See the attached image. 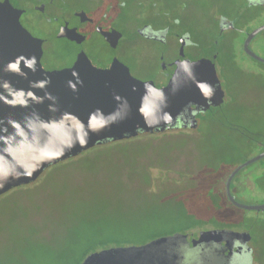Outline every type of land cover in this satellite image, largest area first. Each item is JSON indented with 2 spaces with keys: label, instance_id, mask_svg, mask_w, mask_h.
<instances>
[{
  "label": "rangeland",
  "instance_id": "rangeland-1",
  "mask_svg": "<svg viewBox=\"0 0 264 264\" xmlns=\"http://www.w3.org/2000/svg\"><path fill=\"white\" fill-rule=\"evenodd\" d=\"M69 1L72 6H86L85 0ZM133 2L125 7L129 12L126 20L150 19L146 13L149 7L139 0ZM11 3L22 6L19 0ZM94 3L91 0L90 6ZM209 4L191 3L187 7L189 18H200L199 25L204 26L214 11ZM134 8L139 9L137 15ZM37 19L31 14L28 28L37 35L47 34L48 26ZM118 22L124 33L116 51L119 59L130 66L134 77L158 75L165 68L158 61L163 46L140 39L125 22ZM263 23L264 15L257 16L250 29ZM244 36H237L232 52L224 55L233 60L224 68L228 77L219 75L228 95L215 130L143 133L120 143L99 145L70 163L50 166L26 188L1 195L0 264H78L85 250L103 249L97 243L110 236L119 238V245L124 241L139 244L215 226L245 229L256 242L258 237L264 238V210L235 207L225 199L224 190L229 173L264 150V63L245 53L241 44ZM56 42L44 49L41 64L46 69L70 61L66 55L69 48L61 43L57 47ZM92 43L85 48L92 61H106L109 50L96 37ZM172 49L168 58H173ZM249 49L264 59V30L254 37ZM193 55L198 52L187 53L188 57ZM263 166L264 158L233 177L230 191L239 203L264 204ZM213 190L219 192L217 205L209 195ZM188 212L194 216L187 217ZM194 218L206 224L184 229ZM246 259L238 264H245Z\"/></svg>",
  "mask_w": 264,
  "mask_h": 264
},
{
  "label": "water",
  "instance_id": "water-1",
  "mask_svg": "<svg viewBox=\"0 0 264 264\" xmlns=\"http://www.w3.org/2000/svg\"><path fill=\"white\" fill-rule=\"evenodd\" d=\"M22 13L9 0H0V196L34 183L50 166L96 146L164 132L177 120L185 122L186 109L195 98L203 100L193 117L224 101L212 59H186L183 46L178 51L183 59L177 60L162 87L135 78L116 57L108 67H96L84 52L68 67L46 69L41 64L43 40L21 24ZM79 15L88 19L84 12ZM97 30L111 48L122 36L115 29ZM262 30L264 24L248 34L243 50L264 63L248 47ZM79 35L68 29L58 33L71 39ZM195 126L193 118L191 127ZM262 158L264 150L227 176L225 196L235 207L264 210V204L239 203L230 191L235 174ZM249 240L248 232L223 228L177 232L141 244L94 250L80 264H238Z\"/></svg>",
  "mask_w": 264,
  "mask_h": 264
},
{
  "label": "flooded vegetation",
  "instance_id": "flooded-vegetation-1",
  "mask_svg": "<svg viewBox=\"0 0 264 264\" xmlns=\"http://www.w3.org/2000/svg\"><path fill=\"white\" fill-rule=\"evenodd\" d=\"M9 1L11 3V0ZM19 1H21L22 6L17 7L13 3L11 4L16 8L23 10V13L20 16L21 24L33 36L43 40V55L44 49L48 48L50 42L53 41L58 42H56L57 47L60 45L59 43H61L62 45H65L66 48H69V53L66 52V55L70 57V61L63 65H52V67L48 69L68 67L75 61L80 52H84L91 63L100 68L108 67L112 59L116 57L129 68V71L132 74L130 66L119 59L116 53L124 38L123 31L118 28V26H120L118 21H122L128 26L127 29L135 33L140 39L155 41L163 46L162 52L158 55V58L160 59L158 61L161 62V64L163 63L162 65L165 68L160 70L158 75L152 77L135 76L144 81L152 80L157 87H162L167 84L176 68L177 60L183 59L178 56V51L181 46H183L184 58L186 59L196 60L202 57L212 59L219 78V75L222 73L225 74L226 70L224 68L230 66L232 56L224 58V55L232 52V48L237 41L236 37L245 35L244 40L241 43L243 47L248 34L264 24L250 29L253 20L257 16L264 15V0H139L149 7V10H147L146 13L150 19H147L144 22L139 21L140 19H138V17L136 18L137 20H126L127 17H125V15L129 12L125 7L129 2H131L130 4L133 6V1L135 0H95V3L91 6V0H85L84 2L86 3V6L82 7L72 6L69 0ZM202 1L209 2L211 8L214 9V11L209 14V18H206L208 20L205 22L206 24L204 26L199 25V22L201 21L199 20L200 18L191 19L187 13V7L191 3H202ZM157 5L160 6V9H158ZM138 10V8L132 9L136 15ZM80 12H84L88 19H85L84 16H80ZM31 14H34V16L38 18L37 22H41L48 26L49 32L47 34L37 35L28 28L32 25L29 21V16ZM98 27L105 31L115 29L122 34L115 48H111L105 41L104 37L97 30ZM198 27H201L200 30ZM61 29L75 30L80 35L73 39L68 38L67 36H58ZM228 35H232L234 38H228ZM149 36H160L161 39L160 41H156L150 39ZM94 37L98 38L101 45L110 52L106 61H101L98 64H95L85 51L86 46L93 44L92 41ZM254 37L249 41L248 47ZM171 46L174 47V49H172ZM62 49L66 51V49ZM170 49L174 50L173 58H168L171 51ZM192 52H198V55L188 57L187 53ZM224 76L226 78L228 77L226 74ZM233 78H235V76H233ZM224 81L228 82L227 79H224ZM223 91L224 101L221 105L216 107L210 106L204 112L199 110V112L193 117L192 113L194 109L203 100L202 96L195 98L189 104L191 111L189 110V107L186 109L185 122L177 120L172 127L167 128L164 132L156 133L165 134L170 131L184 133L195 130L203 131L204 129L206 130L205 127L210 131L215 130V126L222 118L223 111L221 108L226 102V97L228 95L227 90L223 89ZM231 93L234 94L235 92L231 91ZM211 116L214 117L209 119ZM193 118H195V128L191 127ZM260 173H264V166L260 170ZM203 179H205V177H203ZM212 192L215 195L217 194L214 190ZM238 231L247 232L245 229H240ZM254 238L255 236L250 233V240L247 243L249 249L244 255V258L247 257V262L245 264H264V238L261 239L258 237V242H256V238Z\"/></svg>",
  "mask_w": 264,
  "mask_h": 264
},
{
  "label": "trees",
  "instance_id": "trees-1",
  "mask_svg": "<svg viewBox=\"0 0 264 264\" xmlns=\"http://www.w3.org/2000/svg\"><path fill=\"white\" fill-rule=\"evenodd\" d=\"M214 116H211L209 119H212ZM208 120V119H207ZM213 131V130H212ZM121 141H119V142H116V143H120ZM109 143V142H108ZM106 145H107V143H105ZM105 144H102V145H100V146H104ZM109 144H111V143H109ZM87 152V151H86ZM85 152V153H86ZM85 153H83V154H85ZM82 154V155H83ZM72 159L73 158H71V159H68L67 161H64V162H61V163H59L60 165H63V164H67V163H70V162H72ZM59 164H57V165H59ZM23 188H26V186H21V187H19V188H16V189H23ZM212 194H210L209 193V195L210 196H212V199H213V202H214V205H217L218 204V202H217V200H216V195L213 193V192H211ZM217 193H219V192H217ZM208 198V197H207ZM226 200H227V198H225ZM229 202V201H228ZM230 203V202H229ZM231 204V203H230ZM206 208L208 209V206H206ZM193 212V211H192ZM214 213V211H212L211 210V214H213ZM188 214H189V212L186 214V216L188 217ZM191 214V213H190ZM189 214V215H190ZM192 215V214H191ZM192 216H194V215H192ZM197 218V217H196ZM193 220H195V221H193L190 225H187V226H185L184 227V229H193V228H195V227H197V226H201V225H204V224H206V222H203V221H201V220H197V219H193ZM206 226V225H205ZM211 226V225H210ZM202 227V226H201ZM212 227H215V226H212ZM119 238H114V237H112V236H110V238L108 239V240H105V241H102V242H98L97 244V246H101V247H108V246H113V245H115V243H116V245H119V244H121L120 242H119ZM124 242H126V243H122V245H129V244H132V243H129V242H127V241H124ZM146 242V241H145ZM144 243V242H143ZM139 244H141V242L139 243ZM91 249H88V250H85V256L88 254V253H90L91 251H90ZM98 250V249H97ZM83 260V259H82ZM81 260V261H82ZM80 261V262H81ZM80 262L78 263V264H80Z\"/></svg>",
  "mask_w": 264,
  "mask_h": 264
}]
</instances>
